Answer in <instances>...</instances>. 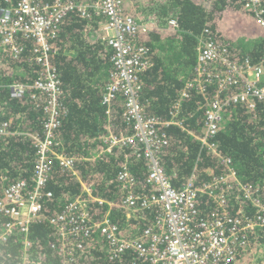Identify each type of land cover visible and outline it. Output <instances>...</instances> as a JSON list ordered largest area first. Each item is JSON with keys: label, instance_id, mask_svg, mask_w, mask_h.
Segmentation results:
<instances>
[{"label": "built area", "instance_id": "built-area-1", "mask_svg": "<svg viewBox=\"0 0 264 264\" xmlns=\"http://www.w3.org/2000/svg\"><path fill=\"white\" fill-rule=\"evenodd\" d=\"M9 1L14 3L0 6V56L20 55L24 48L19 38L25 37L33 41L31 59L40 66V75L31 84H9L10 95L21 99L27 94L28 87L33 88L37 98L43 100L46 117L41 134L33 136L35 163L32 177L3 187L0 214L7 220L0 232V243L19 234L24 237L25 245H30L31 226L44 220V199L53 196L46 188L53 168L58 165L62 172L76 176L84 186L82 194L69 200L60 212L48 219L58 231L57 250L65 262L77 259L84 250V242L95 234L106 240L113 256L130 252L150 264H233L250 252L253 232L264 230V198L253 184L240 178L230 157L220 155L214 139L229 107L244 104L253 109L258 102H264V48L260 60L254 62L250 57L239 60L226 44L211 35L200 40L195 74L186 79L174 108L180 107L181 101L192 91L202 95L211 91L204 104V132L195 136L203 148L221 157L225 170L200 187L195 185L196 177L193 176L178 188L161 159V153L169 143L164 129L171 124L180 126L175 120L177 113H172L171 120L150 115L140 100L138 76L152 63L148 48L139 41V35L157 28L158 16L143 21L125 9V0ZM245 6L264 28L263 0H245ZM72 12L83 18L104 20L103 39L112 52L114 70L103 103L110 112L112 99L124 98L125 115L133 128L130 134L109 133L102 137L109 145L107 151L116 146L130 151L116 175L121 194L117 200L95 195L93 184H87L77 172L78 159L92 161L100 154L71 155L65 151L60 138L61 118L66 109L60 73L52 62V54L60 26ZM166 24L170 28L179 26L175 17H169ZM14 133L9 122H0V139ZM133 160L142 162L148 172L144 190H139L138 178L130 164ZM7 178L6 174L1 177L3 182ZM200 195L212 200L210 217L203 214ZM233 198L245 203L239 206L237 214L231 211ZM93 202L108 208L103 218H93L89 209ZM115 208L124 212L127 224L135 221L134 226H137L147 220V216L150 219L145 227L133 230V227L125 226L123 229L111 215ZM16 264H28L26 256Z\"/></svg>", "mask_w": 264, "mask_h": 264}, {"label": "trees", "instance_id": "trees-1", "mask_svg": "<svg viewBox=\"0 0 264 264\" xmlns=\"http://www.w3.org/2000/svg\"><path fill=\"white\" fill-rule=\"evenodd\" d=\"M39 1L45 3L50 0ZM132 2L125 0L126 10ZM148 2L147 8L156 12L164 22L159 28L139 35V41L148 48L152 63L138 76L140 100L150 115L171 120L172 113H177L175 120L180 126L171 124L164 129L169 143L163 149L161 159L176 187L181 188L193 176L196 177L195 185L200 187L225 170L221 157L203 148L195 136L204 132V104L211 91L206 95L192 91L181 101L180 107L175 109L174 104L186 79L195 74L203 36L211 35L216 41L226 44L239 60L250 57L257 62L264 48V28L258 24L253 12L246 8L245 0ZM13 3L0 0L1 7ZM169 17L178 19L177 28L165 26ZM99 21L97 17L88 19L77 12L70 13L54 39L52 62L60 73L64 90L62 100L66 113L61 118L60 138L65 151L79 156L100 154L92 161L78 159L77 172L83 181L93 184L95 195L117 200L121 194L116 175L130 151L117 146L107 151L109 145L102 137L109 133L130 134L133 128L125 115L124 98H113L110 112L103 103L114 66L112 52L101 40L102 36L93 37L98 31ZM19 42L24 48L20 55L0 56V122H9L11 130L16 132L0 139V197L7 183L32 177L35 163L33 136L41 134L46 117L43 100L37 98L33 88L28 87L27 94L21 99L10 95L9 84H31L40 75V66L31 59L33 41L20 37ZM215 137L220 155L230 157L240 178L253 184L264 198V102H258L253 109L244 104L229 107ZM130 164L138 178L139 190H144L148 174L144 164L135 160ZM3 174L8 177L4 182L1 179ZM46 190L52 191L53 196L44 199V220L31 226L30 245L26 246L24 237L19 234L7 238L0 243V264H16L24 255L28 264H150L130 252L113 256L106 240L96 234L84 242V250L77 259L65 262L57 250L58 231L48 219L60 212L69 200L82 194L84 186L76 176L62 172L55 165ZM199 199L205 211L203 214L210 217L212 200L205 195H200ZM243 203L233 198L230 203L232 213L237 214ZM89 209L97 220L103 218L108 210L94 202ZM247 210L251 211L249 206ZM111 215L123 229L125 226L133 227V230L145 227L150 219L147 216V220L134 226L135 221L127 224L126 215L117 208L111 210ZM6 220V216L0 214V232ZM252 236V252L264 248V230L253 232ZM244 255L233 264H240ZM256 264H264V258Z\"/></svg>", "mask_w": 264, "mask_h": 264}, {"label": "crops", "instance_id": "crops-1", "mask_svg": "<svg viewBox=\"0 0 264 264\" xmlns=\"http://www.w3.org/2000/svg\"><path fill=\"white\" fill-rule=\"evenodd\" d=\"M132 1L133 2L129 6H127L128 7L127 11L134 13L141 20L146 21V19H149L150 16H153V15L157 14L156 12L151 11V10H149L147 8V4L149 3L148 0H132ZM129 8H130V10H129ZM92 18H94V17H92ZM97 18L100 19L99 27H98V31L93 34V37L94 36H96V37L102 36L101 40L106 43L105 38L103 39L104 36H103V33H102V27H103V24H104V20L102 18H100V17H97ZM88 19H91V18H88ZM158 19H159V23H158L157 28L162 26L163 22H164V21H162L161 18H159V16H158Z\"/></svg>", "mask_w": 264, "mask_h": 264}, {"label": "rangeland", "instance_id": "rangeland-1", "mask_svg": "<svg viewBox=\"0 0 264 264\" xmlns=\"http://www.w3.org/2000/svg\"><path fill=\"white\" fill-rule=\"evenodd\" d=\"M244 44H246V42H244ZM263 249L264 248H259L258 250H255L253 252L251 250L250 253H248L247 255H244L240 264H256V262H259L260 260L264 258Z\"/></svg>", "mask_w": 264, "mask_h": 264}]
</instances>
